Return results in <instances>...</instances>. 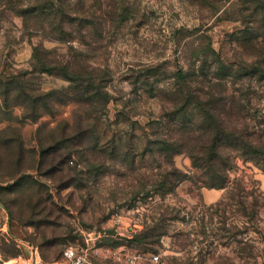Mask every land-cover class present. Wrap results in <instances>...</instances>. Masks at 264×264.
<instances>
[{
    "label": "rangeland",
    "instance_id": "rangeland-1",
    "mask_svg": "<svg viewBox=\"0 0 264 264\" xmlns=\"http://www.w3.org/2000/svg\"><path fill=\"white\" fill-rule=\"evenodd\" d=\"M261 21L264 0H0V78L33 81L56 101L66 66L82 91L81 104L50 102L54 115L36 122L15 92L0 109V264H60L69 248L96 263L142 252L164 264H264V156L232 153L219 189L186 150L168 151L183 112L186 127L203 122L180 110L179 71L235 100L224 124L264 148Z\"/></svg>",
    "mask_w": 264,
    "mask_h": 264
},
{
    "label": "trees",
    "instance_id": "trees-1",
    "mask_svg": "<svg viewBox=\"0 0 264 264\" xmlns=\"http://www.w3.org/2000/svg\"><path fill=\"white\" fill-rule=\"evenodd\" d=\"M264 28V21L260 22V25L257 27V30L260 32ZM258 45V62H256L255 73L256 77L260 81H264V35L261 33L255 34ZM256 41V40H255ZM53 74V68L46 69ZM61 76L66 79L70 85L63 91V94L57 97L56 101H51L53 95L56 93L50 91L46 92L43 89H31V82L33 81H20L17 78L3 80L0 78V109L5 105L9 99L12 92L18 94V98H25L27 104H30L32 108V113L28 114L26 119L32 121H38L43 116L49 114L54 115V105L51 106L50 102L57 104H65L68 102H74L81 104L80 96L82 95L81 88L78 85L79 76L76 73H72L69 67H62ZM208 76L207 74H203ZM192 75L184 71H179L177 78L179 83L183 84V87H187L179 91V96L186 99V103L180 106L181 111H197L196 114L201 116L203 122L199 124H194L190 127H186L185 121V112H183V120L181 125L176 124V131L181 136L179 142H176V147L169 146L168 151L173 154H181L186 150L193 160V165L196 169H199L204 174V177L207 178V181H204L207 184H211L212 187H218L223 189L226 187L227 183V168L230 163V155L236 152L239 155L249 156L253 155L254 157L264 156V148L259 146L253 137L248 133H245L243 130H238V128L229 129L222 120V114L228 105L235 104V100L227 102L228 98L225 95V91H220L219 93L213 90H203V84H197L195 87L188 85L186 82ZM198 83V82H197ZM88 87L85 89V92L91 97L93 96L94 90V80L93 76L90 75L88 82ZM83 90V89H82ZM90 97V98H91ZM46 108L44 112L39 113L40 106L43 105ZM24 106V105H23ZM5 108V107H4ZM47 111L49 113H47ZM214 121L213 126L211 123H208L210 120ZM2 119H0V124ZM185 123V124H184ZM189 139L191 144H188L185 147L182 139ZM205 138L207 139L205 141ZM229 140V142H228ZM112 142V141H111ZM109 142V143H111ZM108 146V143L105 144ZM165 146V145H164ZM57 148H52V151H55ZM176 173V184L179 185L184 181L187 175H184L183 172L178 169L175 170ZM191 178V177H190ZM168 180V178H166ZM164 181V184L166 183Z\"/></svg>",
    "mask_w": 264,
    "mask_h": 264
},
{
    "label": "built area",
    "instance_id": "built-area-1",
    "mask_svg": "<svg viewBox=\"0 0 264 264\" xmlns=\"http://www.w3.org/2000/svg\"><path fill=\"white\" fill-rule=\"evenodd\" d=\"M60 264H114L109 262L96 263L90 259L87 253L77 248H69L64 252ZM119 264H164L160 254L130 253L119 261Z\"/></svg>",
    "mask_w": 264,
    "mask_h": 264
},
{
    "label": "crops",
    "instance_id": "crops-1",
    "mask_svg": "<svg viewBox=\"0 0 264 264\" xmlns=\"http://www.w3.org/2000/svg\"><path fill=\"white\" fill-rule=\"evenodd\" d=\"M210 194H212V193H210ZM215 196H218V195H215ZM12 264V263H11ZM16 264H20L19 262H16Z\"/></svg>",
    "mask_w": 264,
    "mask_h": 264
}]
</instances>
